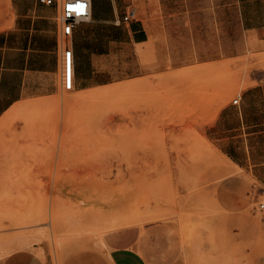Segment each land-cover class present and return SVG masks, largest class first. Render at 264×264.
Masks as SVG:
<instances>
[{"label":"rangeland","instance_id":"rangeland-1","mask_svg":"<svg viewBox=\"0 0 264 264\" xmlns=\"http://www.w3.org/2000/svg\"><path fill=\"white\" fill-rule=\"evenodd\" d=\"M129 6L153 30L134 77L119 81L113 62L97 73L104 85L67 91L61 71L52 92L0 117V264H68L109 249L114 233L164 223L199 264H264V138L227 131L234 101L264 86V40L243 26V0ZM260 95L249 93L251 118ZM248 218L260 232L244 240Z\"/></svg>","mask_w":264,"mask_h":264},{"label":"crops","instance_id":"crops-1","mask_svg":"<svg viewBox=\"0 0 264 264\" xmlns=\"http://www.w3.org/2000/svg\"><path fill=\"white\" fill-rule=\"evenodd\" d=\"M130 2L92 0L91 18L76 25L69 45L75 55L78 90L104 85L99 78L112 73L117 65L119 81L136 75L140 61L138 48L152 41L153 30L152 20L137 18L136 10H130ZM243 6V26L264 40V0H243ZM252 6L259 12L258 16L248 14ZM59 14L55 1L47 4L41 0H0V117L18 103L54 90L62 71ZM129 14L130 20L125 21ZM97 73L103 75L98 77ZM253 90L264 94V86H258L239 97L238 104L234 105H242V111L237 123L227 130L229 133L247 131L264 138V96L260 95L259 117L251 118L248 99ZM230 114L231 107H224L211 128L223 126ZM236 147L228 149L236 153L240 149ZM231 158L235 164H241ZM228 223L227 234L232 239L237 234L236 227L232 221ZM242 228L243 239L249 240L259 234L260 222L248 218ZM172 229L177 227L164 223L150 225L143 232L131 228L121 234L114 233L106 239L109 249L85 252L84 257L70 260L68 264H199L197 259L188 258L180 251ZM262 261L261 258L259 264Z\"/></svg>","mask_w":264,"mask_h":264},{"label":"built area","instance_id":"built-area-1","mask_svg":"<svg viewBox=\"0 0 264 264\" xmlns=\"http://www.w3.org/2000/svg\"><path fill=\"white\" fill-rule=\"evenodd\" d=\"M43 3L53 4L54 1L59 8V48L62 52V83L67 91L75 89V55L69 45V40L73 36L77 24L87 21L92 15V0H41ZM84 4L83 12L70 9L69 5ZM131 15L125 17L129 21ZM239 99L234 101L238 104ZM259 209L264 212V202L259 203Z\"/></svg>","mask_w":264,"mask_h":264},{"label":"snow or ice","instance_id":"snow-or-ice-1","mask_svg":"<svg viewBox=\"0 0 264 264\" xmlns=\"http://www.w3.org/2000/svg\"><path fill=\"white\" fill-rule=\"evenodd\" d=\"M69 8L74 9L77 12H83L85 9V5L84 4L69 5Z\"/></svg>","mask_w":264,"mask_h":264},{"label":"bare ground","instance_id":"bare-ground-1","mask_svg":"<svg viewBox=\"0 0 264 264\" xmlns=\"http://www.w3.org/2000/svg\"><path fill=\"white\" fill-rule=\"evenodd\" d=\"M255 36H256V35H255ZM259 43H260V42H259ZM233 166H234V165H233ZM131 202H132V201H131ZM131 202H130V203H131ZM123 203H125V202H123ZM126 203H127V202H126ZM126 203H125V204H126ZM137 206H138V203H137ZM123 208H125V207H123ZM122 211H123V210H122ZM127 213H128V212H127ZM125 215H126V214H125ZM115 217H116V216H115ZM126 217H127V216H126ZM130 217H131V216H130ZM118 219H119V218H118ZM131 219H132V218H131ZM164 220H165V219H164ZM130 221H132V220H130ZM121 222H122V221H121ZM150 223H151V222H150ZM127 225H128V224H127ZM118 227H120V226L118 225V226H117V229H118ZM121 227H122V226H121ZM121 227H120V228H121ZM110 230H111V228H110ZM110 230H109V231H110ZM107 232H108V231H107ZM90 247H91V246H90Z\"/></svg>","mask_w":264,"mask_h":264}]
</instances>
